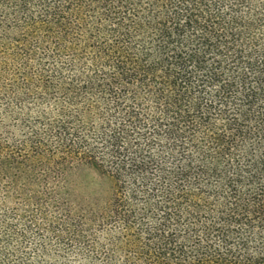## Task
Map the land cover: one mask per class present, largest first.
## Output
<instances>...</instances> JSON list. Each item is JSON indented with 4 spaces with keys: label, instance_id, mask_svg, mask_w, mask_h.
Segmentation results:
<instances>
[{
    "label": "trees",
    "instance_id": "trees-1",
    "mask_svg": "<svg viewBox=\"0 0 264 264\" xmlns=\"http://www.w3.org/2000/svg\"><path fill=\"white\" fill-rule=\"evenodd\" d=\"M79 166L107 186L72 213ZM52 237L264 264V0H0V264Z\"/></svg>",
    "mask_w": 264,
    "mask_h": 264
},
{
    "label": "rangeland",
    "instance_id": "rangeland-1",
    "mask_svg": "<svg viewBox=\"0 0 264 264\" xmlns=\"http://www.w3.org/2000/svg\"><path fill=\"white\" fill-rule=\"evenodd\" d=\"M107 181L99 180L96 174L84 166L73 167L66 178V190L70 208L75 211L76 200L80 195L84 196L85 203L91 202L90 197L99 196L103 198ZM94 195V196H93ZM104 195V196H103ZM79 240V239H78ZM78 240L62 241L52 237L47 248V256L40 264H89L92 257V244L89 246L78 242ZM103 262H97V264Z\"/></svg>",
    "mask_w": 264,
    "mask_h": 264
}]
</instances>
